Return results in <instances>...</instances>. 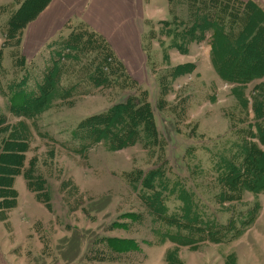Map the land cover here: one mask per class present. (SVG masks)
I'll list each match as a JSON object with an SVG mask.
<instances>
[{"label":"rangeland","instance_id":"rangeland-1","mask_svg":"<svg viewBox=\"0 0 264 264\" xmlns=\"http://www.w3.org/2000/svg\"><path fill=\"white\" fill-rule=\"evenodd\" d=\"M11 1L0 0V6ZM255 1L264 8V0ZM173 2L172 13L168 0H154V5H166L164 16L169 19L146 21L141 37L143 60L135 58L134 68L130 61L128 66L123 63L135 84L128 81L122 87L119 80L91 88L88 94L74 96L71 104L58 101L38 118L39 132L33 130L25 163L36 157L37 174L46 179L50 208L27 189L22 175L16 176L17 205L5 212V218L0 214V264H264V193L243 191L239 200L220 204L219 185L211 170L212 160L230 142L245 139L262 147L247 132L250 127L255 131L252 101L260 93L255 88L260 80L242 86L218 76L208 38L185 42L175 36L181 26L173 20L174 14L187 18L188 6L186 0ZM7 17L1 14L0 23ZM80 22L62 23L50 39L68 34ZM46 45L27 62L25 73L24 68H14L10 48H2L0 32V83L19 80L25 73L34 84ZM185 63H193V70L172 77L171 69ZM144 90L164 139L161 150L141 142L110 150L101 142L84 154L73 152L70 132L80 120ZM242 98L248 101L247 107ZM0 111H8L1 93ZM8 117L10 123L17 121ZM157 167L171 182L180 180L194 191L197 211L204 218L225 223L230 214L253 207V223L235 238L219 243L202 240L190 247L162 241L165 231L156 229L159 221L150 200L141 197L153 191L134 189L128 180L130 172ZM163 195L168 212H177L181 202L175 194L165 191ZM102 238L132 239L139 249L117 253ZM168 252L174 261L166 260Z\"/></svg>","mask_w":264,"mask_h":264},{"label":"trees","instance_id":"trees-1","mask_svg":"<svg viewBox=\"0 0 264 264\" xmlns=\"http://www.w3.org/2000/svg\"><path fill=\"white\" fill-rule=\"evenodd\" d=\"M50 1L12 0L0 6V15L8 14L7 19L0 23L2 48H10L14 68H24L25 73L28 61L21 49L23 30ZM173 1L168 0L172 13ZM186 3L187 18L174 14L173 20L181 26L180 33L175 36L180 35L185 42H200L208 38L212 66L226 82L243 86L255 79L260 80L255 85L260 93L252 101L256 122L251 126L255 131L250 127L247 132L262 147L240 139L230 142L217 153L211 170L219 185L218 203L239 200L243 191L264 193V8L255 0H186ZM160 23L169 24L167 21ZM46 46L47 54L34 84L29 83L30 77L25 73L19 80L8 81L5 85L0 83V93L6 98L10 116L17 118L10 123L8 116L0 112L1 218H5V212L17 205L18 193L13 184L19 174L23 176L27 189L34 192L35 198L50 208L46 179L37 174L36 157L25 163L33 130L39 132L40 115L56 106L58 101L71 104L74 96L88 94L91 88L110 86L119 80L122 87L128 81L136 83L107 39L86 23L72 26L68 34L50 39ZM176 47L181 52L186 51L184 47ZM193 68V63L177 65L171 69V75L176 77ZM241 100L247 107L248 101ZM163 140L144 90L80 120L70 132L69 143L74 144L73 152L84 154L101 142L110 150L139 142L144 147L161 150ZM128 174L134 189L141 186L140 190L153 191L151 195L141 194V197L150 200L151 209L159 221L156 229L165 231L162 241L169 239L190 247L202 240L219 243L238 236L255 218L256 209L253 207L235 216L230 214L225 223L204 218L197 211L194 191L186 189L180 180L171 182L160 167ZM165 191L175 194L181 202L176 209L179 214L168 212V207L162 202ZM172 228L174 231L170 230ZM194 235L198 237L193 239ZM100 240L106 242L109 250L117 253L139 249L132 239ZM171 258L175 260L172 252H168L166 260L170 262Z\"/></svg>","mask_w":264,"mask_h":264},{"label":"crops","instance_id":"crops-1","mask_svg":"<svg viewBox=\"0 0 264 264\" xmlns=\"http://www.w3.org/2000/svg\"><path fill=\"white\" fill-rule=\"evenodd\" d=\"M166 13V5H154V0H51L24 28L21 48L30 62L55 35L62 23L76 19L89 23L101 33L118 58L121 61L123 58V63L127 66L130 61L134 68L135 58L143 60L141 37L145 22L168 20L167 15L164 16ZM6 115L10 116L9 111Z\"/></svg>","mask_w":264,"mask_h":264}]
</instances>
